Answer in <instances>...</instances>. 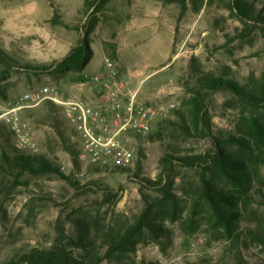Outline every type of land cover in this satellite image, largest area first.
I'll return each mask as SVG.
<instances>
[{"label": "rangeland", "instance_id": "374dc122", "mask_svg": "<svg viewBox=\"0 0 264 264\" xmlns=\"http://www.w3.org/2000/svg\"><path fill=\"white\" fill-rule=\"evenodd\" d=\"M96 2L0 0V54L6 62H0V104L51 82L64 97L97 103V87L90 76L107 75L113 67L125 84V92L136 93L140 102L173 107L155 125L152 135L135 140V159L124 171L74 166L67 146L75 148L79 136L61 109L45 103L25 111L23 123L40 152L62 172L73 175L79 189L55 174H20L10 166L2 169L0 264L34 248H52L61 214L67 233L75 238L80 234L76 223L85 221L88 239L104 253L109 230L132 223L145 208L142 190L149 201L159 195L144 180L158 177L164 155L197 154L213 146L212 138L188 135L181 125L182 115L188 118V100L199 88L198 77L235 80L251 92L258 91L264 82V32L245 23L234 12L232 0H107L93 15ZM249 2L257 11L264 10V0ZM92 23L95 27L86 36ZM84 40L91 54L82 70L57 76L28 69L60 61ZM206 105L213 136L223 139L233 156L248 160L250 150L243 148L239 139L247 138L255 147L248 125L254 111H263L254 110L225 89L210 93ZM14 145L7 129L0 126V158L3 151L9 155L19 152ZM200 175L199 169L177 170L174 191L183 200L182 219H166L163 224L168 231L164 235L144 233L134 252L101 264L235 263L237 253L232 242L211 226L205 203L195 217L196 223L186 224ZM218 182L231 187L224 179ZM252 183V209L260 218L264 215V164L253 175ZM66 246L79 260L88 256L82 247ZM242 250L250 264L264 262L262 246L250 243Z\"/></svg>", "mask_w": 264, "mask_h": 264}, {"label": "trees", "instance_id": "16d2710c", "mask_svg": "<svg viewBox=\"0 0 264 264\" xmlns=\"http://www.w3.org/2000/svg\"><path fill=\"white\" fill-rule=\"evenodd\" d=\"M107 0H97L92 14L98 11L100 4ZM231 6L234 12L245 22L252 23L264 32V10L257 11L249 0H232ZM92 23L86 29L88 36L94 29ZM91 50L86 40L73 48L60 61L43 66L28 67L37 74L64 75L72 71H80L84 68L90 58ZM0 62L5 58L0 54ZM6 63V62H5ZM2 76H0L1 80ZM84 78L82 81H85ZM199 88L195 91L189 101L188 118L182 115V128L185 133L200 134L212 138L213 146L202 153L174 156L164 155L160 162L162 170L155 180H144V182L157 191L159 195L152 201L143 192L146 198V206L143 211L135 217L132 223L113 227L105 235V252L96 250L95 241L88 239V227L85 221L76 223L80 234L78 238L67 233L66 221L61 214L57 220L58 232L56 244L50 249L34 248L29 252L18 255L1 264H101L111 257L122 258L127 253L136 250L139 243L143 241L144 233H150L154 237L164 235L168 229L163 221L182 219L184 205L183 200L174 191L179 167L200 170V186L197 188V196L192 203V215L186 219V224H195V217L199 214L201 206L205 203L209 207V220L211 226L221 231V235L229 238L235 249L236 262L233 264H250L245 258L242 248L250 243H255L264 248V215L260 218L257 211L252 209L254 195L253 175L264 164V82L260 84L258 91H247L245 87L235 80L224 79L214 75H201L198 77ZM231 90L240 100L248 103L254 110H262V113H254L250 117L248 134L254 141L255 147L247 138L239 139L243 148L250 150V157L233 156L225 147L223 139L213 136L211 132V119L207 108V99L210 93L219 90ZM52 106H56L50 103ZM13 138L12 132L3 124ZM161 131V128H159ZM150 135H152L150 133ZM233 140H238L232 137ZM15 148L16 145H14ZM80 142H75V148L67 146V150L73 158L74 166L83 164L79 159ZM18 149V148H17ZM17 170L20 174L32 173L34 175L55 174L68 180L76 189L79 182L71 174L62 172L51 159L40 153L16 152L13 155L3 151L0 158V171L6 167ZM97 170H119L124 171L130 167H101L89 166ZM224 179L231 187L220 186L218 180ZM145 186V184H144ZM262 192L259 188L257 192ZM258 192V193H260ZM182 200V201H181ZM264 205V200L262 201ZM251 207V208H250ZM63 213V211H62ZM245 223V226H243ZM67 244L79 246L84 249L88 256L82 260L74 257L67 249ZM90 258L87 262L86 260ZM254 264V263H252ZM261 264H264L262 262Z\"/></svg>", "mask_w": 264, "mask_h": 264}, {"label": "built area", "instance_id": "2783aa9c", "mask_svg": "<svg viewBox=\"0 0 264 264\" xmlns=\"http://www.w3.org/2000/svg\"><path fill=\"white\" fill-rule=\"evenodd\" d=\"M107 65L112 66L108 61ZM99 101L64 97L51 82L0 104V125L13 134L16 147L40 153V146L23 123V113L45 103L59 107L64 119L79 136V159L88 166L129 167L136 155L135 140L148 136L167 116L173 104L154 106L140 102L136 93L125 92L115 68L107 75L94 74Z\"/></svg>", "mask_w": 264, "mask_h": 264}]
</instances>
